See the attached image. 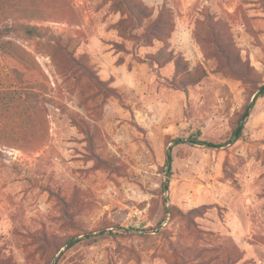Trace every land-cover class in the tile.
Instances as JSON below:
<instances>
[{
  "label": "rangeland",
  "instance_id": "1",
  "mask_svg": "<svg viewBox=\"0 0 264 264\" xmlns=\"http://www.w3.org/2000/svg\"><path fill=\"white\" fill-rule=\"evenodd\" d=\"M126 1L0 0V264H264V0Z\"/></svg>",
  "mask_w": 264,
  "mask_h": 264
},
{
  "label": "trees",
  "instance_id": "2",
  "mask_svg": "<svg viewBox=\"0 0 264 264\" xmlns=\"http://www.w3.org/2000/svg\"><path fill=\"white\" fill-rule=\"evenodd\" d=\"M123 4L126 6V11L129 14V18H131L132 22L137 23L136 25H140L142 20L145 19L146 17H148V13L146 12V8L144 6H142L141 4L138 3H133V4H128L126 0H123ZM22 7L19 5H16V9L15 11L20 10ZM126 22V19H121L119 21V24H122ZM166 20L162 19L160 16L153 21L148 28V34L145 35V41H149V35H151L152 37H156L157 34L160 33V31L163 29V26L165 24ZM16 27H19V30L25 34L27 37H37L40 36V28H38V26H33V25H27V24H22V23H16L15 25H6V26H1L0 25V39L1 37L6 33L4 31L10 30V28L17 30ZM124 30V29H123ZM125 33V32H124ZM0 44H1V40H0ZM158 59H162L160 60L162 65L166 64V63H170L171 61L173 62L174 65L178 64V59H174L172 56L167 55L165 58H157V59H153L152 62L159 64L160 61H158ZM119 61H122L121 58H119ZM157 61V62H155ZM260 91L257 93L256 97L259 96H264V84L260 85L259 88Z\"/></svg>",
  "mask_w": 264,
  "mask_h": 264
},
{
  "label": "water",
  "instance_id": "3",
  "mask_svg": "<svg viewBox=\"0 0 264 264\" xmlns=\"http://www.w3.org/2000/svg\"><path fill=\"white\" fill-rule=\"evenodd\" d=\"M260 91V89H258L257 93ZM257 93L254 95V97L257 95ZM252 107L251 105V102L247 105L242 117H241V123L244 122L245 118L248 116L249 114V111H250V108ZM241 130V124L236 128L235 132H234V138H236L239 134ZM181 141H187V142H190V143H197V144H200V142H197V141H194V140H190V139H185V138H176L172 141L173 144L177 143V142H181ZM170 158H171V154H170V146L167 148V153H166V163H169L170 161ZM167 174H168V168H167V171H166V179H165V184H164V190L167 191V188H168V184H167ZM90 234H93V232L91 233H87V234H84V236H87V235H90ZM78 237H75L73 239H71L64 247H63V250L68 246L70 245L72 242H74ZM61 253V251L58 252V254L54 257L53 261L51 264H54L57 256Z\"/></svg>",
  "mask_w": 264,
  "mask_h": 264
}]
</instances>
